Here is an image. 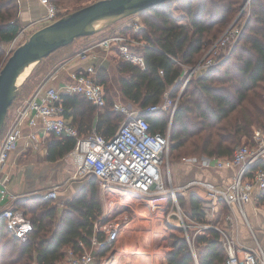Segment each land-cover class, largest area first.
Wrapping results in <instances>:
<instances>
[{
  "label": "trees",
  "instance_id": "16d2710c",
  "mask_svg": "<svg viewBox=\"0 0 264 264\" xmlns=\"http://www.w3.org/2000/svg\"><path fill=\"white\" fill-rule=\"evenodd\" d=\"M193 1L171 0L133 14L139 15L145 24L132 34L146 43L135 47L144 57L145 67L140 68L122 57L117 59L120 93L125 102L139 110L161 103L165 94L173 101L179 94L173 113L169 107L144 114L149 130L166 134L170 125L171 151L185 147V153L193 156L228 157L239 139L251 133V126L264 121L261 110L264 0L248 3L247 18L229 54L223 58L220 53L217 60L223 58L222 61L193 72L183 86L190 69L202 61L204 51L213 45L212 39L220 31L212 32L215 23L221 21L223 24L238 3V0H196L198 6L193 9ZM208 2L216 9L212 11ZM222 5L225 10L220 12ZM172 7L180 8L189 21H183L182 14H173ZM17 14V0H0V68L5 62H2V43L11 41L20 28ZM126 30L127 27L121 28L122 32ZM110 33L108 31L107 35ZM94 80L103 85L104 107L97 110L78 94H61L64 116L72 117L71 124L81 136H87L94 128L97 133L109 137L123 122L124 115L113 110L104 68L97 70ZM95 112L98 117L93 123ZM52 136L48 157L55 160L72 149L74 139ZM176 196L181 209L189 213L184 222L190 226L187 233L181 227L168 226L164 237V246L169 247L166 264H225L227 253L220 232L215 228L194 226L207 223L201 208L206 201L205 195L189 190L188 193L177 192ZM259 199L264 200V190ZM221 204L226 211L228 207ZM13 206L30 219L32 229L22 241L14 237L4 219H0V264H56L65 253L64 247L77 249L78 241L90 243L93 223L100 212L97 178L88 176L86 185L64 201L60 214L56 204L44 194L20 198Z\"/></svg>",
  "mask_w": 264,
  "mask_h": 264
},
{
  "label": "built area",
  "instance_id": "2783aa9c",
  "mask_svg": "<svg viewBox=\"0 0 264 264\" xmlns=\"http://www.w3.org/2000/svg\"><path fill=\"white\" fill-rule=\"evenodd\" d=\"M39 2L45 7V18L49 22L61 16L55 4L50 0H39ZM134 16L128 24L123 26L127 27L126 32L119 29L100 38L92 48L97 47L104 51L116 52L125 60L144 68V57L136 52L135 47L146 45V43L144 40L132 36L144 26L139 16ZM24 30H26L24 27L19 29L18 34H22ZM240 31L241 27H228L220 40L212 45L211 52L215 53L219 48H225V50L229 48L221 55L223 58L226 57ZM227 41L231 42L229 47L226 46ZM87 51L88 49H84L78 55L84 58ZM223 58L217 60V56L211 53L208 58L203 57L202 61L196 65L197 67L192 69L214 65L222 61ZM95 73L93 66L73 73L71 81L65 84L63 91L42 81L37 84L30 97L19 107L5 133L0 136V202H3L8 194L9 180L5 173L9 167L10 155L16 150L22 136V125L27 123L34 127L40 124L43 134L73 138L75 150L82 158L77 174L81 177L95 176L97 178L101 213L93 223V236L90 238V245L95 249L104 248L106 245L116 242L123 231V226L126 223L129 225L131 222L127 212L140 215L141 209L151 212L153 220L161 212L166 225L171 224V215L176 214L179 219L178 226L187 233V227L190 224L184 222L176 190H184L191 186H200L205 190L207 200L201 207L205 217H211L217 210L218 203L223 202L228 208L235 206L249 225L244 205L259 196L264 190V126L253 127L248 143L236 147L231 156L207 157L208 162L218 169L238 168L229 184L217 187L210 181L195 179L184 185L173 187L169 170L163 172L165 162L168 163L169 126L166 134L153 133L149 130V121L144 117V114L165 110L169 107L173 113L179 94L174 101L165 94L161 103L149 106L144 110L117 104L114 109L124 115V120L113 135L105 137L93 129L87 136H81L76 127L64 117L61 94H78L85 97L95 108H103L105 92L103 85L94 80ZM184 84L185 82L183 86ZM29 134L30 139L34 140L36 133ZM183 161H188V159H183ZM257 162L258 165L255 166L254 164ZM165 180L169 181L172 192L168 199L169 202H167L169 209L166 206L167 203L164 202V200L166 201L164 193L169 190L165 185ZM131 191H134L135 195H132ZM45 196L56 199V188L48 190ZM0 216L14 237L22 241L27 239L32 229V222L24 215L23 211L8 206L2 209ZM227 219H232V216L228 214ZM194 226L215 228L220 232L227 253L225 264H264V250L256 239L255 248L245 249L237 246L233 238L213 224L203 223ZM158 234L157 231L150 233L155 247L159 246L160 240L163 241L164 235L161 236V233L159 237ZM56 264L101 263L97 261L93 250L77 253L68 249Z\"/></svg>",
  "mask_w": 264,
  "mask_h": 264
},
{
  "label": "crops",
  "instance_id": "0c3cea01",
  "mask_svg": "<svg viewBox=\"0 0 264 264\" xmlns=\"http://www.w3.org/2000/svg\"><path fill=\"white\" fill-rule=\"evenodd\" d=\"M17 8L19 22H21L26 29L35 28L34 30H36L49 23L45 18V7L40 4L39 0H17ZM131 20L132 18L113 30H108L107 27L98 34H93L89 37H80L78 40H74L70 44L57 49L31 68L23 85H31L35 82L36 84L34 87H36L37 84L46 81L47 85L53 86L59 91H63L65 84L71 81V75L73 73L84 70L88 66H93L96 72L98 69L104 68L108 74V93L110 99L113 101V110H115L114 106L117 104H125L128 107L137 109V107L125 102L120 93L116 69L117 59H119L120 56L113 51H104L97 47L92 48L100 38L104 37L103 35L105 31L108 30L113 33L119 29L121 30V28ZM84 49H88V51L86 52V56L82 58L78 53ZM46 61L47 64H53H49V70L45 73L42 72L41 65ZM33 89L27 94L21 95L20 98L18 97L19 99L11 111L13 117L19 107H21L30 97ZM97 117L98 114L95 112L92 119L93 123L96 122ZM65 119L72 123L71 116L67 118L65 117ZM41 129L40 124L34 127L29 126L27 123L22 125V136L18 142L16 150L10 155L9 167L5 173L9 180V188L7 197L3 202H0V212L4 207L8 206L16 209L13 204L20 198H26L36 194L45 195L48 190L56 188L57 198L52 199V201L57 206V213L60 214L63 209L64 201L72 197L80 188L86 185L88 176L81 177L77 174L82 158L75 150V142L72 149L67 151L62 157L51 160L48 157V152L49 145L54 136H52V134H43ZM29 133H36L34 140L30 139ZM208 161L209 159H207V157L201 156L197 161L191 160L178 162V165H176L177 185H184L191 180L197 179L210 181L215 186L221 187L229 184L237 173V167L218 169L213 167ZM189 190H195L206 197L205 190L200 186H191L182 190V192L188 193ZM98 192L100 194L99 185ZM221 203L222 202L218 203L217 210L213 213L212 218L204 216L206 222L224 230L234 239L237 246H241L245 249L255 248L256 239L264 250V200H260L259 196H257L244 205L249 225H247L235 206H231V208L224 211ZM180 212L183 218H188L189 213L186 211V214H184L181 207ZM100 213L101 200L99 215ZM228 214L232 216V219H227ZM140 215L142 214L140 213ZM130 216L131 222L129 225L132 227L133 224H137L135 218L139 219V215L130 212ZM175 216L177 217L176 214L171 215L170 225L164 223L166 231L163 234L164 236L161 246L163 252L159 253L158 256H156V254L154 258L150 257V245L147 244V246H144V243L141 244V242L137 245L136 239L134 238L129 239L130 241L124 244L116 241L99 249H95L90 243L85 244L82 241H78L77 249L67 246L63 248V251L65 252L68 249H72L74 252L84 253L93 250L96 254L97 261L101 264H166L165 255L169 251V247L164 246V237L167 233L168 226L179 227V219L178 217L177 219H174L176 218ZM144 218H147L149 222H151V212H147ZM0 219L3 218L0 216ZM131 241H133V243ZM159 248L160 247H158V249Z\"/></svg>",
  "mask_w": 264,
  "mask_h": 264
},
{
  "label": "water",
  "instance_id": "95a60500",
  "mask_svg": "<svg viewBox=\"0 0 264 264\" xmlns=\"http://www.w3.org/2000/svg\"><path fill=\"white\" fill-rule=\"evenodd\" d=\"M167 1L171 0H96L33 31L0 68V133L7 110L24 82H18V77L27 66H35L41 59L77 38L93 35L123 17ZM102 20L107 22L99 25Z\"/></svg>",
  "mask_w": 264,
  "mask_h": 264
},
{
  "label": "rangeland",
  "instance_id": "374dc122",
  "mask_svg": "<svg viewBox=\"0 0 264 264\" xmlns=\"http://www.w3.org/2000/svg\"><path fill=\"white\" fill-rule=\"evenodd\" d=\"M93 1H96V0H79L77 2H75V0H69V1L68 0H60V1L52 0V2L57 7V10H58V12H59V14L61 16L62 15H65V14L71 12V11H73V9L76 8V7H78V6L82 7V6L87 5V4H89V3L93 2ZM242 1L243 0H238V3L235 5L236 7H234L233 11H231L229 13L227 20L223 24H221V21L218 22V23H215L216 25L213 27L212 32L214 33V31L216 32V30H220V31L217 33V37L212 39V42L215 43L218 40H220L222 34L226 31V29L228 27H231L232 26V28L233 27L234 28H237V25H240V27L242 26V24L244 23V21L247 18L248 9H249V4H247V6L245 8L240 6L241 3H242ZM245 1H244L243 6L245 5ZM248 3H250V0H249ZM207 5L210 6V9L214 8L213 7L214 5L213 4L211 5V2H208ZM197 6H198V1H196V0L193 1L192 2V8L195 9ZM214 9H216V8H214ZM170 10L176 16L182 14L180 16L183 17V21H186V22L189 21L187 19V17L183 15V11L180 8L172 7ZM224 10H225V8L222 5L220 7V12H222ZM212 11H213V9H212ZM133 17H134V15H129L127 17H123L120 20H118V21L112 23L111 25H109L107 29L108 30H113V29L117 28L119 25L123 24L124 22H128ZM140 19H141V23L143 24V26H145L142 18H140ZM47 22H49V21H47ZM38 25H40V24H38ZM23 27H24V25H22V23L20 22V28L19 29H21ZM34 29L35 28L26 29V30H24V32L22 34L21 33L18 34V32H17V34H16L17 37L15 35L16 38L14 37L11 41H9V42H3L2 43V52H3V54H2V56H3L2 62L8 58V56L12 53V51L18 45H20L21 43H23V41H25L28 38V36L33 31H35ZM108 30L105 31L104 34H107ZM98 33H95V34H98ZM102 35H100V36H102ZM88 37H86V38H88ZM75 40H78V38L75 39ZM84 40H87V39H84ZM236 42H237V39L234 41L232 47L235 45ZM230 44H231V42H228L227 41L226 46L229 47L228 45H230ZM211 47H212V45L208 49H206L204 51V53H203V57L204 58L209 57V54L211 53V50H210ZM228 49L229 48H226V50H225V48H219V49L216 50L215 53L212 52V54L218 56L220 53H223V51H228ZM49 64H53V63H48L47 64V61L45 63H42V65H41L42 72H45L46 73L49 70V67H50ZM199 69H202V68L199 67L197 69H194L192 72H190V73L187 74V77L188 76L190 77L193 72H195V71L197 72V71H199ZM189 77L185 79V83L189 79ZM26 83H27V81H26ZM35 84L36 83L34 82L31 85H29V84L28 85H22V87H21V89H20L17 97L14 99V101L11 104V106L7 110V114L8 115H7L5 124H4V126H3L2 130H1V133H0L1 135L3 133H5V130H6L7 126H8V124H10V122H11V120L13 118L11 111H12L14 105H16V103H17L18 99L20 98V96L23 95V94H27L28 92H30L31 89H33V87L35 86ZM259 99H260V97H259ZM261 100H263V103L261 105V110L264 111V92H262ZM257 102L259 103V101H257ZM247 105H248V103L246 102V106ZM10 113H11V115H10ZM263 125H264V121H263L262 124H258V123L257 124H253L251 126V130H252V127L253 126L262 127ZM168 126H170V125H168ZM169 129H170V127H169ZM166 131L168 132V127H167V130ZM251 133H252V131H251ZM251 133L247 137L242 136L239 139V142L234 145L233 150L236 147L240 146V145L247 144L248 141H249V139H250ZM184 148L185 147H181L180 149L171 151L170 146H169L168 163L165 162V166L163 167V172L164 171L167 172L169 170V172L171 174V185L173 187L181 186V185H177L178 183L176 181L177 180V177H176V173H177L176 172V165H178L177 163L180 162V161H183V159H186V160L188 159V161L189 160L197 161V159H200V157H201L200 155H194L193 156V155H189L188 153L186 154L185 151H184ZM165 185H166L167 188H169V190L164 193L165 194V198H166V201L164 200V202L167 203V202H169L168 201V198L170 197V195H171L172 192L170 190V183H169V181L165 180ZM180 191H182V190L181 189H178V190H176V193L177 192H180ZM131 194L132 195H135V192L134 191H131ZM98 198H99V203H100V194H99V192H98ZM166 206L169 209L168 203L166 204ZM183 213L186 214L185 211H183ZM127 214L129 216V218L131 219L130 212H127ZM141 214L142 215H139V219L138 218H135L136 219L135 222L137 224H133L132 227H131V225H128L126 223L123 226V231L120 233L117 242L124 244V243H127L128 241H130L129 239H131V238L133 239L134 238V239H136V244L137 245H139L140 242H141V244L144 243V246L145 245L147 246V244H149L150 245V252H151V256L150 257L154 258V256L156 254H157L156 256H158L159 253H162L163 252V249H161L162 241L160 240L159 241V246L155 247L153 245V242H152L151 238H150V233H152V231H155V232L157 231V233L159 232L158 236L160 237V234L161 233H162L161 234V236H162L165 233V231H166L165 224H164V221H163L161 212H160V215L158 217H156L154 220H153V217H152V221L151 222H149V220L147 218H144L145 214H147V212H145V209H143V210L141 209ZM211 218H212V216H211ZM131 242L133 243V241H131ZM158 247H160V248L158 249Z\"/></svg>",
  "mask_w": 264,
  "mask_h": 264
},
{
  "label": "bare ground",
  "instance_id": "6f19581e",
  "mask_svg": "<svg viewBox=\"0 0 264 264\" xmlns=\"http://www.w3.org/2000/svg\"><path fill=\"white\" fill-rule=\"evenodd\" d=\"M106 22H107V21L102 20V21L99 22V25H104ZM31 68H32V64L29 65V66H27V67H26V68L20 73V75H19V77H18V82H22V81L25 80V78L28 76V74H29Z\"/></svg>",
  "mask_w": 264,
  "mask_h": 264
}]
</instances>
